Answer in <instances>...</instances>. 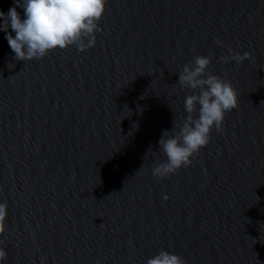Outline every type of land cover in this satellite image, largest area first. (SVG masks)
<instances>
[{"label": "water", "instance_id": "obj_1", "mask_svg": "<svg viewBox=\"0 0 264 264\" xmlns=\"http://www.w3.org/2000/svg\"><path fill=\"white\" fill-rule=\"evenodd\" d=\"M100 27L87 52L24 62L0 31L3 264H146L160 250L264 264V0H107ZM228 48L250 58L222 63ZM194 55L227 73L238 108L191 166L158 179Z\"/></svg>", "mask_w": 264, "mask_h": 264}, {"label": "clouds", "instance_id": "obj_2", "mask_svg": "<svg viewBox=\"0 0 264 264\" xmlns=\"http://www.w3.org/2000/svg\"><path fill=\"white\" fill-rule=\"evenodd\" d=\"M107 0H14L7 13L0 11V31L15 54L17 61H32L45 58L51 51L65 50L75 46L80 52H87L96 44V33L106 10ZM17 8L23 9L21 18ZM9 28L11 31H9ZM15 33V36L12 33ZM218 45L223 42L216 40ZM231 55H223L222 63L229 60L242 63L250 58L228 48ZM212 57L194 55L179 73V85L190 89L184 99L186 116L177 130H164L158 141L166 158L152 168V175L164 179L176 174L193 163L201 149L206 147L215 128L221 130L226 115L238 108V93L227 78L208 71ZM167 199L168 197H164ZM8 214L7 201L0 202V235L5 232ZM0 241V264L7 259V253ZM146 264H186L179 254L160 250L146 260Z\"/></svg>", "mask_w": 264, "mask_h": 264}]
</instances>
